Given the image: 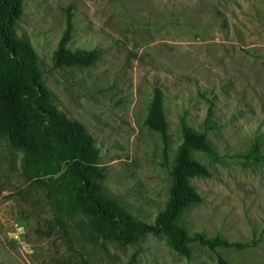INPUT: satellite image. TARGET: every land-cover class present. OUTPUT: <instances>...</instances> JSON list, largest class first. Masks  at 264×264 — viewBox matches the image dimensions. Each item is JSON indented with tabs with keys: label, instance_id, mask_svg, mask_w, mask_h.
I'll return each instance as SVG.
<instances>
[{
	"label": "rangeland",
	"instance_id": "1",
	"mask_svg": "<svg viewBox=\"0 0 264 264\" xmlns=\"http://www.w3.org/2000/svg\"><path fill=\"white\" fill-rule=\"evenodd\" d=\"M17 30L32 43L53 108L82 123L100 151L104 200L138 222L166 209L172 169L187 125L205 133L217 158L191 150L210 177L191 184L203 201L179 224L249 247L176 252L163 235L133 245L104 240L88 218L31 180L28 154L0 137V264H264V0H25ZM73 14L71 50H97L91 67H55ZM168 122L163 137L146 125L155 89ZM207 119L212 124L206 129Z\"/></svg>",
	"mask_w": 264,
	"mask_h": 264
},
{
	"label": "trees",
	"instance_id": "2",
	"mask_svg": "<svg viewBox=\"0 0 264 264\" xmlns=\"http://www.w3.org/2000/svg\"><path fill=\"white\" fill-rule=\"evenodd\" d=\"M25 0H0V137L8 138L12 147L28 154L25 174L59 195L68 210L85 215L91 230L104 240L122 246L133 245L142 237L163 235L176 252L187 258L193 255V242L212 249L219 247L244 249L248 243L229 242L219 237L208 239L197 233L189 236L179 224L188 207L202 203L203 198L191 184L196 177H210L207 166L195 160L191 150L217 158L205 133H197L183 125L184 143L172 169V186L166 209L154 223L138 222L116 202L104 200L97 182L106 179L100 167V151L85 126L52 106L49 89L42 82V69L34 46L21 38L17 26L24 13ZM67 27L54 54L55 67H91L99 60L97 50H71L68 43L74 29L73 14L67 10ZM148 128L168 143V122L161 89H155ZM206 129H211L207 119ZM237 158L264 162L261 142ZM219 264H231L219 258Z\"/></svg>",
	"mask_w": 264,
	"mask_h": 264
}]
</instances>
